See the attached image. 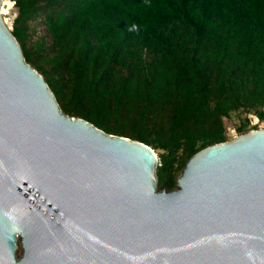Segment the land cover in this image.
I'll return each instance as SVG.
<instances>
[{
    "label": "water",
    "instance_id": "water-1",
    "mask_svg": "<svg viewBox=\"0 0 264 264\" xmlns=\"http://www.w3.org/2000/svg\"><path fill=\"white\" fill-rule=\"evenodd\" d=\"M157 164L62 111L0 0V264H264V128L196 152L177 188Z\"/></svg>",
    "mask_w": 264,
    "mask_h": 264
},
{
    "label": "trees",
    "instance_id": "trees-1",
    "mask_svg": "<svg viewBox=\"0 0 264 264\" xmlns=\"http://www.w3.org/2000/svg\"><path fill=\"white\" fill-rule=\"evenodd\" d=\"M26 62L62 111L159 150L158 187L264 119V0H12Z\"/></svg>",
    "mask_w": 264,
    "mask_h": 264
},
{
    "label": "rangeland",
    "instance_id": "rangeland-1",
    "mask_svg": "<svg viewBox=\"0 0 264 264\" xmlns=\"http://www.w3.org/2000/svg\"><path fill=\"white\" fill-rule=\"evenodd\" d=\"M2 1H3V4H4L5 10L7 12L8 18L10 20L11 26H12L13 19H14L15 15H16L14 2L12 0H2ZM244 117H245V115L237 116L236 114L233 113L230 117L225 118V124H226V127H227V133H228V137L230 138L229 140L240 136L235 131V128L238 126V124L240 123V121ZM246 118L249 120L248 128L252 127L253 125H255L257 127V129L264 128V119L263 120H259L253 114L246 115ZM252 130H256V129H252ZM154 151H155L156 154H158V152H159V150H154ZM22 253H23V247H22V244H21V239L17 238V247H16V251H15L16 257L20 258L22 256Z\"/></svg>",
    "mask_w": 264,
    "mask_h": 264
},
{
    "label": "bare ground",
    "instance_id": "bare-ground-1",
    "mask_svg": "<svg viewBox=\"0 0 264 264\" xmlns=\"http://www.w3.org/2000/svg\"><path fill=\"white\" fill-rule=\"evenodd\" d=\"M17 238H18V239H21V237H20V236H18Z\"/></svg>",
    "mask_w": 264,
    "mask_h": 264
}]
</instances>
